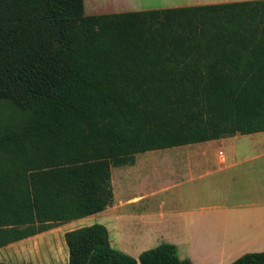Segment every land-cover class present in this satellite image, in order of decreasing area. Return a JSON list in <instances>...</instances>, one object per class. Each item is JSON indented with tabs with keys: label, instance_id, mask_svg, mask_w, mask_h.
<instances>
[{
	"label": "trees",
	"instance_id": "16d2710c",
	"mask_svg": "<svg viewBox=\"0 0 264 264\" xmlns=\"http://www.w3.org/2000/svg\"><path fill=\"white\" fill-rule=\"evenodd\" d=\"M2 117L0 248L102 211L134 154L264 132V0L100 15L0 0ZM63 242L67 264H189L163 242L133 259L99 224Z\"/></svg>",
	"mask_w": 264,
	"mask_h": 264
},
{
	"label": "crops",
	"instance_id": "0c3cea01",
	"mask_svg": "<svg viewBox=\"0 0 264 264\" xmlns=\"http://www.w3.org/2000/svg\"><path fill=\"white\" fill-rule=\"evenodd\" d=\"M82 1L85 15H100L252 0ZM109 184L112 201L102 211L31 236L52 233L39 248L55 264H67L64 232L92 224L133 259L162 242L189 264L264 251V132L134 154L131 164L110 167Z\"/></svg>",
	"mask_w": 264,
	"mask_h": 264
},
{
	"label": "rangeland",
	"instance_id": "374dc122",
	"mask_svg": "<svg viewBox=\"0 0 264 264\" xmlns=\"http://www.w3.org/2000/svg\"><path fill=\"white\" fill-rule=\"evenodd\" d=\"M5 118L6 117H2L0 120H4ZM239 148L240 147L237 146V149ZM81 223L86 224L85 222ZM51 235L52 233L50 232L44 236H35L25 240H20L1 248L0 261L11 264H55L52 258H49L48 254H50V250L46 249V253L45 250L42 251V249L39 248L41 246V240L45 241V239L51 237ZM180 256L183 255L181 254ZM183 260H185V258Z\"/></svg>",
	"mask_w": 264,
	"mask_h": 264
}]
</instances>
